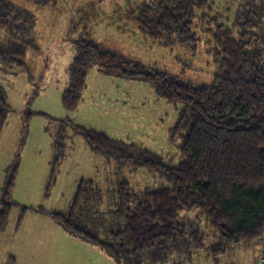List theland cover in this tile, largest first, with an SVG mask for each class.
<instances>
[{"label": "trees", "instance_id": "16d2710c", "mask_svg": "<svg viewBox=\"0 0 264 264\" xmlns=\"http://www.w3.org/2000/svg\"><path fill=\"white\" fill-rule=\"evenodd\" d=\"M213 1L154 0L142 5L135 20L142 36L154 44L179 45L192 53L203 46L215 69L208 85L145 68L87 34L73 43L69 83L61 96L66 112H76L93 67L107 75L142 81L156 96L180 107L170 131V142L177 144L179 154L176 163L66 119L92 151L123 165L157 172L168 184L136 193L129 182H119L107 221L97 210H89L100 194L95 181L81 180L67 215L46 213L67 234L98 246L118 264H161L180 245L205 249L216 258L234 246L264 241V0L261 5L242 0L243 10L228 19L232 24L209 15ZM33 29L31 15L0 0L1 63L26 69ZM10 112L0 86V136ZM63 142L61 137L59 155ZM58 162L57 156L49 185ZM13 181V175L7 179L0 203V236L14 205ZM26 210L22 209L18 226ZM195 211L212 229L216 244L206 246L207 237L198 222L180 217ZM96 214L102 217L96 219Z\"/></svg>", "mask_w": 264, "mask_h": 264}, {"label": "rangeland", "instance_id": "374dc122", "mask_svg": "<svg viewBox=\"0 0 264 264\" xmlns=\"http://www.w3.org/2000/svg\"><path fill=\"white\" fill-rule=\"evenodd\" d=\"M7 1L34 18V29L25 70L0 62V86L11 107L0 136V203L7 179L14 176L10 191L14 205L8 229L0 236V264H118L98 246L67 234L46 213L67 215L81 180L95 181L100 194L90 202L89 210H97L103 218L113 208L119 182H129L136 193L168 184L157 172L123 165L92 151L66 119L176 163L179 154L177 144L170 142V131L180 107L156 96L142 81L114 77L93 67L76 112H66L61 96L69 83L67 68L75 56L73 43L87 34L95 43L122 52L145 68L166 71L196 85H208L215 69L203 46L192 53L179 45L162 47L142 36L135 20L142 5L154 0ZM241 1L214 0L209 15L221 16L226 23L243 10ZM252 2L261 5L260 0ZM61 137L64 142L59 155ZM57 156L59 162L49 185ZM24 208L23 226L17 231ZM102 216L96 214V219ZM180 217L198 222L207 237L206 246L216 244L212 229L198 211ZM171 253L161 264H264L260 261L264 241L234 246L216 258L205 249L188 245Z\"/></svg>", "mask_w": 264, "mask_h": 264}, {"label": "crops", "instance_id": "0c3cea01", "mask_svg": "<svg viewBox=\"0 0 264 264\" xmlns=\"http://www.w3.org/2000/svg\"><path fill=\"white\" fill-rule=\"evenodd\" d=\"M107 50H109V51H112V52H114V53H117V54H120V55H122V56H124V57H127L126 55H124V54H122V52H119V51H116V50H113V49H110V48H106ZM33 213L35 214L36 212H34L33 211ZM36 214H38V213H36ZM43 216H45V215H43ZM26 218V217H25ZM24 221V220H23ZM22 226H23V222H22V224H21V226H19L18 228H17V231L20 229L21 230V228H22ZM8 229V228H7ZM6 232V231H5ZM4 232V233H5ZM3 233V234H4ZM2 234V235H3Z\"/></svg>", "mask_w": 264, "mask_h": 264}, {"label": "built area", "instance_id": "2783aa9c", "mask_svg": "<svg viewBox=\"0 0 264 264\" xmlns=\"http://www.w3.org/2000/svg\"><path fill=\"white\" fill-rule=\"evenodd\" d=\"M260 261L264 263V256L260 259Z\"/></svg>", "mask_w": 264, "mask_h": 264}, {"label": "water", "instance_id": "95a60500", "mask_svg": "<svg viewBox=\"0 0 264 264\" xmlns=\"http://www.w3.org/2000/svg\"><path fill=\"white\" fill-rule=\"evenodd\" d=\"M5 194V193H4ZM3 199H4V195H3Z\"/></svg>", "mask_w": 264, "mask_h": 264}]
</instances>
